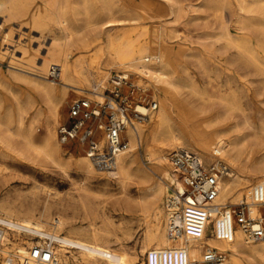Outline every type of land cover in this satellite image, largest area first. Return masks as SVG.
Instances as JSON below:
<instances>
[{"label":"rangeland","instance_id":"1","mask_svg":"<svg viewBox=\"0 0 264 264\" xmlns=\"http://www.w3.org/2000/svg\"><path fill=\"white\" fill-rule=\"evenodd\" d=\"M28 1L32 15L41 10L46 20L49 18L48 0ZM55 1L67 6L71 25L76 31H81L88 43L100 39L102 24L109 20V11L115 15L113 34H133L143 30L160 32L163 42L180 52L181 56L174 64L177 78L182 83L193 80L199 91L192 94L180 85L175 92L176 114L183 121L188 117L187 120L193 124L204 121L211 131L244 139L248 147L244 164L252 183H257L264 175V0ZM47 22L45 29H39L30 20V15L21 21V26L17 25L20 23L18 20L8 25L0 17V37L2 32L7 33L8 28L11 31L9 43H2L5 55L0 57V202L9 197L21 203L24 210L32 207L41 210L48 205L54 212L63 211L68 228L62 236H66L72 228L97 229L104 235L100 238L103 243L114 249L123 247L128 252L130 264H147V255L141 250L145 219L142 201L163 182L157 166L148 159L144 150L142 153L135 151L139 152L136 157L138 176L121 185L101 174L92 176V179L79 174L75 162L80 155H84V150L76 142L60 143L62 157L59 163H54L28 148L19 137L21 133L33 135L30 137L34 144L41 146L43 128L51 120L49 101L40 85L51 82L58 85V81L51 73L45 79L40 75L39 67L42 56L46 54L45 44L50 42L49 36L57 32L56 24ZM38 31L42 32V36ZM19 43L39 49L38 59L30 66L20 60L22 45ZM119 73H127L135 80L143 77L140 73L114 69L103 91L110 87L111 77ZM149 83L153 85L150 77ZM69 93L70 98L65 102L62 117L56 126L57 133L61 126L68 123L71 103L86 97L72 91ZM143 126L138 128L140 140L144 138L140 131ZM144 130L148 134L150 129L147 127ZM183 138L187 140L185 136ZM170 151L166 152V157ZM223 161L228 165L226 160ZM170 173L174 182L177 181L171 170ZM174 188L171 187L170 195L174 193ZM244 207L247 210V206ZM258 210L256 220L264 218V206H258ZM210 237L208 231L207 240ZM214 251L219 252L217 249ZM206 252L203 249V257ZM245 264H264V258L248 259Z\"/></svg>","mask_w":264,"mask_h":264},{"label":"bare ground","instance_id":"2","mask_svg":"<svg viewBox=\"0 0 264 264\" xmlns=\"http://www.w3.org/2000/svg\"><path fill=\"white\" fill-rule=\"evenodd\" d=\"M29 3L28 0H0V17L4 18L8 25H12L13 21L18 20L20 23L17 25L21 26V21L30 15V20L39 29H45L47 21L56 24L57 32L49 36L50 42L45 44L46 54L42 56V64L39 66L41 69H39L40 75L48 79L52 68H57V74L54 77L57 79L58 85L63 87L59 88L57 83L52 82L49 85H40L43 94L49 101L51 120L43 128L41 146L34 144L30 137L33 135L19 134L25 145L47 160L59 163L63 152L56 126L62 117L64 104L70 98L69 91L78 96L84 95L93 102L100 101L111 71L114 69L140 73L143 76L148 75L159 99V109L153 113L152 118L153 114L150 116L151 120L146 124L136 125L137 132L131 127L127 128L125 137L128 139L130 147L132 146L130 151L118 155L110 170L95 168L86 155L82 154L75 162L77 171L86 179L101 174L125 185L138 176L136 157L139 152L142 153L144 150L148 159L157 166V172L160 173L163 184L152 189L142 201L145 205V219L141 235V250L147 255V264H202L205 263L203 249L207 251L217 249L220 253L225 254L227 259L223 264H245L248 259L264 258V239L255 242L260 244L250 248L249 245L254 243L248 242L245 233L235 220L234 209H232L235 206L245 205L250 217L256 220L255 216L260 212L258 206H264V175L258 179L257 183H252V178L244 164L248 151L244 139L231 138L225 134L211 131L204 125V121L193 124L191 120H187L189 117L187 119L185 117L186 120L183 121L176 114L175 108L178 105L175 92L180 85H183L192 94L199 92L193 80L189 79L182 83L177 78L174 64L177 62L176 58L181 56L180 52L167 46L163 42L160 32L152 33L143 30L133 34L111 33L116 26L115 15L112 11H109V20L102 24L100 39L88 43L81 31H76L71 25L66 13V5L55 0H48L49 18L46 20L41 10L32 15ZM90 24L91 20L88 18V25ZM0 27L2 26L0 25ZM10 33V28L7 33L2 32L0 57L5 55L1 47L2 43H9ZM37 33L42 36L41 31ZM41 45L43 44L41 43ZM20 49L22 55L20 60L25 61L28 66L33 64L39 49H31L26 44L22 45ZM141 125H144L140 129L141 134H144V138H141L142 141L138 131ZM191 125L192 128H190ZM147 127L150 129L148 134L144 130ZM101 145H104V141H101ZM179 148L198 152L205 165L215 164L224 159L229 165V171L221 182L220 194L214 202L217 212L212 215L208 223H205L203 232L196 237L186 235L181 239L171 240L167 235L168 212L166 204L165 209L162 207L163 199L166 198L165 200L168 201L172 197L169 194L172 186L175 187L174 192L176 190L182 192L184 188L181 182H174L171 178L170 170L173 172V169L167 162L166 152ZM0 170L2 169L0 168ZM174 177L176 176L174 175ZM24 208L21 203L6 197L0 202V218L54 237H61L63 231L68 228L63 211L54 212L48 205H45L41 210L34 207L25 210ZM165 219L166 224L164 225ZM261 219L262 217L257 220ZM192 222L197 224V221ZM208 231L211 234L209 240H207ZM101 236L104 235L97 229L72 228L66 236L61 237L63 245L57 246L55 252L57 260L65 264L131 263V256L123 247L114 249L103 243L100 239ZM33 245L34 243L30 239L23 238L19 233H7L0 247V264H24L27 248Z\"/></svg>","mask_w":264,"mask_h":264},{"label":"built area","instance_id":"3","mask_svg":"<svg viewBox=\"0 0 264 264\" xmlns=\"http://www.w3.org/2000/svg\"><path fill=\"white\" fill-rule=\"evenodd\" d=\"M57 70L52 68L53 77ZM109 85L100 101L93 102L87 97L74 100L69 109L68 123L58 130L61 144L76 142L94 167L100 170L112 169L117 156L130 151V143L125 137L127 128L137 132L136 125L146 124L159 108L154 85L149 83L148 75L135 80L127 73L115 74ZM167 160L176 180L184 188L182 192L176 190L166 202L167 235L171 240L186 235L196 237L217 212L214 202L229 167L223 160L207 166L197 153L185 148L173 150ZM233 212L248 242L264 239V218L254 220L244 206ZM192 221H197V224ZM9 232L19 233L34 243L27 248L24 264H65L55 255L57 246L63 245L62 236L42 234L0 218V247ZM226 259L225 254L214 250L204 255L205 264H223Z\"/></svg>","mask_w":264,"mask_h":264}]
</instances>
